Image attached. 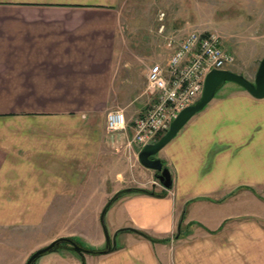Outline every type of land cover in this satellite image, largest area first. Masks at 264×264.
Listing matches in <instances>:
<instances>
[{
  "label": "crops",
  "instance_id": "crops-1",
  "mask_svg": "<svg viewBox=\"0 0 264 264\" xmlns=\"http://www.w3.org/2000/svg\"><path fill=\"white\" fill-rule=\"evenodd\" d=\"M252 1L264 10V0ZM122 6L0 0V264H24L29 249L61 238L102 250L99 212L131 188L165 196L120 198L107 211L111 236L129 229L165 242L121 231L117 250L85 254L84 264H264V98L240 87L214 96L157 155L171 188L150 182L156 173L135 164L127 143L133 120L153 101L144 64L164 62L166 51L156 35L163 55L160 47L127 56L125 39L134 32ZM254 19L264 51V19ZM225 43L240 72V41L228 36ZM114 110L123 112L125 131L106 130ZM86 203H98L96 212L81 213ZM34 264L81 260L58 250Z\"/></svg>",
  "mask_w": 264,
  "mask_h": 264
},
{
  "label": "rangeland",
  "instance_id": "rangeland-1",
  "mask_svg": "<svg viewBox=\"0 0 264 264\" xmlns=\"http://www.w3.org/2000/svg\"><path fill=\"white\" fill-rule=\"evenodd\" d=\"M122 4V19L133 28L134 32L133 39H125L126 43L123 49L127 56H130L131 53L134 55L136 53L138 56L140 54L149 56L155 55L156 52L160 53L162 42H160L156 36L157 27L159 25L157 22V16L160 12H163L165 14L166 31L169 33L191 31L214 33L220 37L222 42L228 36L236 37V39L240 41L238 51L243 57L241 60H243L244 68L239 72L237 64H235V66L233 65L230 68V71L236 74L239 72L244 78L253 82L255 78L254 75L256 74L260 61L264 56V51L255 43L260 36L257 33H259L262 28L254 25V18L259 16L264 19V10H254L252 0H122ZM262 40H264V37H262ZM250 42L252 44H249ZM223 47L228 53H233L234 51L227 43H225ZM147 50L148 53L145 54ZM163 52L164 50L162 48V55ZM235 62L237 61L235 60ZM155 63L158 62H155L154 60L144 64L145 70L147 71L149 67ZM238 87L239 86L233 83H224L216 91L215 96L217 97L230 88ZM137 156L138 154H135L134 162L137 166H140ZM119 171H124V168L120 167L117 172ZM115 172L116 171L108 173L109 176L111 175V179ZM149 181L159 184L158 180L153 176H150ZM150 190L153 189H149V191ZM98 197H96V199ZM113 197L114 196L109 200ZM107 203L108 202L104 204L102 210ZM113 204L108 210L113 207ZM97 205L98 203H86L82 206L81 213L89 214L93 212V210L96 212ZM102 210L99 213H101ZM108 212H106L104 216V226L108 235L112 237V230L109 224L110 213ZM13 236L17 239L29 237V235H19V233H16ZM120 241L121 237L117 236L115 238V244H120ZM105 246L106 243L104 239L102 250H104ZM30 247L32 246L30 245ZM102 250L98 251L100 252ZM28 253L26 259H23L24 262H26L27 258L32 254V250L29 249ZM8 255H10V252H6L7 257H9Z\"/></svg>",
  "mask_w": 264,
  "mask_h": 264
},
{
  "label": "built area",
  "instance_id": "built-area-1",
  "mask_svg": "<svg viewBox=\"0 0 264 264\" xmlns=\"http://www.w3.org/2000/svg\"><path fill=\"white\" fill-rule=\"evenodd\" d=\"M157 22L156 33L163 41L166 56L164 62L155 63L147 70L145 91L153 101L147 112L132 122V135L127 144L135 154L143 146L156 143L176 116L198 101L209 72L230 70L235 62L218 35L196 31L169 33L163 12L158 14ZM126 127L122 111L106 114L108 132L119 133Z\"/></svg>",
  "mask_w": 264,
  "mask_h": 264
},
{
  "label": "water",
  "instance_id": "water-1",
  "mask_svg": "<svg viewBox=\"0 0 264 264\" xmlns=\"http://www.w3.org/2000/svg\"><path fill=\"white\" fill-rule=\"evenodd\" d=\"M233 83L245 90L251 96L257 99L264 98V56L260 61L259 67L255 74L253 82H250L240 74L233 73L229 70H212L209 72L203 84V90L200 98L193 105L183 109L176 118L170 123L169 129L159 138V140L154 144H147L142 147L139 151L137 159L141 166L148 170H152L156 173V179L159 181L164 189L171 188V177L168 169L163 167V163L157 158L158 153L172 140L178 132L186 125V123L197 113L201 112L206 105H208L216 94V91L224 83ZM131 189H126V192H130ZM116 196H114L115 198ZM112 198L104 207L100 214V223L105 234L106 246L104 250L100 251L99 254H107L112 252L115 248V238L116 235L121 231L116 232L112 237H110L104 226V216L107 212L108 207L111 204ZM62 243H67L72 251L80 258L81 264H84V255L91 254L89 250L83 249L78 246L75 242L67 238L58 239L48 246L41 248L34 253H32L27 259L25 264H34L36 260L47 253H52L58 250Z\"/></svg>",
  "mask_w": 264,
  "mask_h": 264
},
{
  "label": "trees",
  "instance_id": "trees-1",
  "mask_svg": "<svg viewBox=\"0 0 264 264\" xmlns=\"http://www.w3.org/2000/svg\"><path fill=\"white\" fill-rule=\"evenodd\" d=\"M129 194H145V195H153V196H165V193H161V194H155L154 192H153V190H142V189H136V188H131V191L128 193V192H126V190H122V191H120V192H118L115 196V198L111 201V204H110V206L108 207V209L111 207V205L113 204V203H115L116 201H118L120 198H122V197H124V196H126V195H129ZM107 209V210H108ZM182 223H183V216L181 217V219L179 220V223H178V230H177V232H176V235H175V237H177V236H179V235H181V233H182V231H183V228H182ZM127 232V231H126ZM128 232H130V233H134V234H136V235H138V236H141L142 238H144V239H146V240H148V241H150V242H152V243H155V242H165V240H155V239H153V238H151L150 236H148L147 234H145V233H143V232H140V231H136V230H128ZM70 240H72V239H70ZM73 242H75L78 246H80L81 248H83L82 247V245L81 244H79L78 242H76V241H74V240H72ZM84 249V248H83ZM118 249V247L117 246H115V248H114V250H112V251H115V250H117ZM58 250H67V251H71V252H73L72 251V249L70 248V246L67 244V243H62L60 246H59V248H58ZM57 250V251H58ZM87 250H89L90 252H91V254L92 255H96V254H99V251L98 250H94V249H87ZM56 252V251H55ZM74 253V252H73Z\"/></svg>",
  "mask_w": 264,
  "mask_h": 264
},
{
  "label": "bare ground",
  "instance_id": "bare-ground-1",
  "mask_svg": "<svg viewBox=\"0 0 264 264\" xmlns=\"http://www.w3.org/2000/svg\"><path fill=\"white\" fill-rule=\"evenodd\" d=\"M167 29V28H166ZM147 74V73H146ZM204 84V83H203ZM139 153V152H138Z\"/></svg>",
  "mask_w": 264,
  "mask_h": 264
}]
</instances>
